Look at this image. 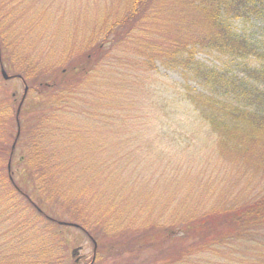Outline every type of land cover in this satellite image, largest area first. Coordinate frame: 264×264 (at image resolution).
I'll return each instance as SVG.
<instances>
[{
    "label": "trees",
    "instance_id": "1",
    "mask_svg": "<svg viewBox=\"0 0 264 264\" xmlns=\"http://www.w3.org/2000/svg\"><path fill=\"white\" fill-rule=\"evenodd\" d=\"M25 1L0 0V27L6 32L0 41V67L8 60L13 68L17 67L15 72L28 85L27 93L37 90L40 95H46L53 91L57 98L62 95L59 101L66 100L58 105L50 101L51 115L44 117L42 112L35 119V126L18 123L20 120L16 122L15 117L16 134L11 145L2 142L11 136L9 125L1 129L0 264H79L78 250L72 249L68 254L63 228L75 226L90 234L88 213L94 211L82 204L77 206V200L89 191L86 186H77L80 179L69 163L76 158L78 137L82 136L77 133L78 124L95 116L90 105L99 103L101 86L88 85V93L82 89L98 71L101 78L106 76L111 88H121L118 92H124V96L113 90V98L117 94L118 102L111 109V117L117 119L124 111L121 101L126 104L131 98L145 95L141 88L137 92L134 85L157 68L156 62L166 69L180 70L195 81L181 82L184 97L175 87L177 99L180 95L194 114V121H199L214 136L213 147L221 163L222 176L218 171L216 175L220 176L217 189L221 196L220 193L211 196L208 205L199 206L184 220L171 218L153 225L129 224L134 228V242L140 239L146 246L155 240L161 248L174 243V251L169 248L162 252L165 255L159 260L165 264H264V35L261 32L264 0H130L124 13L107 21L88 45L56 67L49 81H41L21 69L25 68L26 60L15 63L12 55L9 56L10 49L16 50L22 44L21 39L11 37L8 31L13 27L10 21L14 10ZM98 36L102 37L101 41H97ZM199 50L227 60L221 66L208 65L197 58ZM127 67L137 71L136 80H129ZM232 69L236 75L231 74ZM3 79L0 77V84ZM132 90L137 93L134 97L130 94ZM64 91H68L65 97ZM26 95L20 114L26 111ZM75 99L79 102L77 108L70 103ZM0 101L5 106L0 111V115H5L0 117V124L2 119L7 123L11 103L7 97H0ZM17 109L18 105L15 112ZM72 110H78L81 116L63 125L54 121L59 113H73ZM20 144L27 149L26 156L21 158L26 161L28 179L23 172L17 179L9 171L15 160L14 149ZM99 170L102 171L95 169ZM234 172L235 181L223 183ZM30 181L40 198L42 195L46 201L57 198L64 199L63 204L74 203L79 210V213L73 210L74 216L79 222H67L75 225L58 222L72 209L45 207L43 210L42 198L29 191ZM105 229H109L108 225ZM118 233L119 230L113 229L107 232L109 237L114 236L110 242L106 234H93L94 261H99L111 243L120 246L128 242L127 238L120 240Z\"/></svg>",
    "mask_w": 264,
    "mask_h": 264
},
{
    "label": "rangeland",
    "instance_id": "2",
    "mask_svg": "<svg viewBox=\"0 0 264 264\" xmlns=\"http://www.w3.org/2000/svg\"><path fill=\"white\" fill-rule=\"evenodd\" d=\"M129 3L130 0H26L21 8L14 10L13 20L10 21L13 22V27L8 32L11 37L21 39L22 44H19L16 50L10 49L9 56L12 55L10 57L15 63L26 60L25 68L21 69L31 72L33 77H38L41 81H49L50 74L56 67L71 60L74 53L88 45L97 33H101L107 21L120 17ZM3 30L4 28L0 27V41L6 35ZM261 32L264 35V30ZM15 34L20 38L14 36ZM101 40L102 37L98 36L97 41ZM196 56L204 63L214 66H221L227 60L224 56L205 50H199ZM112 59L113 57L106 60ZM111 62L115 64L114 61ZM3 65L9 78L3 79L0 84V97L9 98L11 108L9 116L6 117L7 123L2 119L4 125L0 124V132L4 126L6 128V124L9 125L11 136L8 135V139H2V142L11 145L16 134L15 117H18L16 122L20 120L18 123H24L27 127L35 126V119L41 114L44 113V117L51 115L50 101L58 105L64 104L66 99L59 101L62 95L57 98L53 91L40 95L34 89L36 92L27 93L24 100L26 111L22 114L15 112L26 83L24 84L15 72L18 68H13L9 60ZM155 65L157 68L148 72V77L140 78L141 82L137 81L134 85L137 92L141 88L145 95L134 97L137 93L130 91L134 98L127 100L126 104L121 101L124 111L117 119L111 117V109L117 106L115 95L124 96V92H118L121 88L112 89L106 76L101 78L98 71L82 89L88 93V85L101 86V94L97 96L99 103L89 104L95 116L83 119L84 123L78 124L80 129L77 133L82 136L78 137L76 158L69 163L75 168L74 173L80 179L77 186H86L89 191L85 197L77 200V206L82 204L94 211L88 213L89 235L75 226L63 228L69 245V256L72 249L80 247L77 253L79 264H165L159 260L165 255L162 252L169 248L174 251L176 245L173 243L161 248L155 240L146 246L145 242H139L140 239L134 242V228L128 225H153L171 218L184 220L191 211L208 205L210 197H217L220 193L217 188L222 172L220 160L213 147L214 136L208 134L205 126L199 121H194V114L188 105L182 102L180 95L177 99V88L183 96V90L179 86L181 82L195 81L180 70L166 69L160 62ZM254 65L256 64L252 66ZM125 70L129 80L135 79L137 71L130 67ZM231 74L236 75L237 72L232 69ZM0 77L3 78L1 69ZM113 90L118 92L114 95L115 98ZM66 92L68 91L62 92L65 94L63 97ZM70 103L77 108L76 103L79 102L75 99ZM4 108L0 101V111H4ZM72 112L75 114L57 113L58 118L54 121L63 125L65 121L69 122L81 116L78 110ZM99 115L104 117H98ZM28 120L30 123H27ZM26 152L27 149L22 147V144L14 149L15 160L11 162L12 170H9L14 178L19 179L22 172L25 173V179L29 178L26 174V161L21 158L26 156ZM100 168L102 171H95ZM217 171L220 174L218 178ZM234 174L235 172L230 179L224 178L223 183H233ZM215 180L216 183L212 182ZM211 183L214 185H210ZM28 185L29 191H35V195L39 197L31 181ZM74 191H77L76 187ZM36 196L33 195L39 200L40 197ZM41 198L43 202L40 206L43 210L45 207L52 210L72 209L64 216L62 222H79L78 217L74 216L73 210L79 213L74 203L64 202L65 205L62 203L64 199L60 201L57 198L49 200L48 203L42 195ZM16 212L21 214L19 209H16ZM53 217L58 219L55 215ZM107 225L109 229H105ZM111 229L114 232L119 230L118 238H127L128 242L120 246L111 243L110 248L106 246L107 250L101 253L99 261L92 262L93 234H106L110 242L114 239V236L109 237L107 234Z\"/></svg>",
    "mask_w": 264,
    "mask_h": 264
},
{
    "label": "water",
    "instance_id": "3",
    "mask_svg": "<svg viewBox=\"0 0 264 264\" xmlns=\"http://www.w3.org/2000/svg\"><path fill=\"white\" fill-rule=\"evenodd\" d=\"M1 71H2V75H3V77H4L5 79L9 78V76L6 74V72H5V70H4L3 67H1ZM26 91H27V87L25 86L24 95H25V92H26ZM23 98H24V97H23ZM18 111H19V109H18ZM59 223H65V222L59 221ZM65 224L75 225V224H73V223H65ZM73 251L75 252V251H77V249H74Z\"/></svg>",
    "mask_w": 264,
    "mask_h": 264
}]
</instances>
